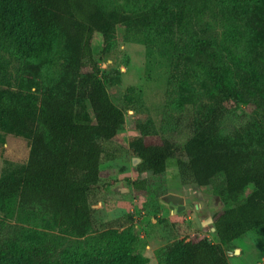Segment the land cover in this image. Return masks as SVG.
Wrapping results in <instances>:
<instances>
[{
	"label": "trees",
	"instance_id": "16d2710c",
	"mask_svg": "<svg viewBox=\"0 0 264 264\" xmlns=\"http://www.w3.org/2000/svg\"><path fill=\"white\" fill-rule=\"evenodd\" d=\"M197 1L187 0L175 17L179 28L197 34V57L202 60L195 71L205 78L202 87L196 86L204 92L176 122L190 138L183 145L156 139V123L149 119L137 123L140 135L131 136L129 146L142 159L143 178L146 172L164 174L168 160L176 158L185 180L211 185L222 178L219 194L227 199L236 201L253 185L246 199L213 214L218 242L209 237L178 240L164 252L166 264H230L227 249L235 239L249 232L264 239V64L228 47L224 54L208 29H194L191 9ZM175 22L168 18L164 26ZM115 24L96 0H0V39L18 55L41 63L52 60L58 40L67 50L61 77L41 83L39 99L0 90V107L12 129L33 138L40 148L28 164L0 179V205L16 201L23 210L38 206L77 237L95 229L94 205L106 199L111 186L101 175V163L111 155L101 139H111L126 127L125 111L113 101L94 58L95 34L108 39ZM84 66L91 69L81 72ZM231 102L253 106L254 118L226 134L222 123L233 112ZM145 180L132 181L134 188L143 190ZM102 236L104 244L56 258L36 243L0 244V264L144 263L134 245L119 239L115 231Z\"/></svg>",
	"mask_w": 264,
	"mask_h": 264
},
{
	"label": "rangeland",
	"instance_id": "374dc122",
	"mask_svg": "<svg viewBox=\"0 0 264 264\" xmlns=\"http://www.w3.org/2000/svg\"><path fill=\"white\" fill-rule=\"evenodd\" d=\"M96 1L116 24L108 39L102 33L95 34L94 58L113 101L125 111L126 127L111 139H101L111 150L101 163L102 178L111 186L106 199L94 205L95 229L77 237L70 228L59 227L52 215L38 206L23 210L13 201L5 207L0 205V244L36 243L48 248L49 257L56 258L104 244L102 234L112 230L119 239L134 245L144 258L143 264H166L164 252L175 241L209 237L218 242L213 214L243 201L254 187L250 184L236 201L227 199L219 194L222 178L211 185L185 180L176 158L168 160L164 174L146 172L144 178L141 176L142 159L133 155L129 146L130 137L140 135L137 123L153 120L158 130L156 139L169 138L183 145L190 138L176 122L204 92L196 89L205 83L203 74L195 71L202 60L197 57V34L179 28L175 18L187 0ZM191 11L194 29H208L218 38L221 52L227 54L228 47L243 58L264 64V0L244 4L198 0ZM171 17L175 24L165 27V20ZM66 54L58 40L53 59L41 63L18 55L0 39V90L34 94L39 99V85L61 77ZM90 69L84 66L81 72ZM84 105L94 121L89 102L84 100ZM229 107L233 112L222 123L226 134L254 118L253 106L231 102ZM39 150L33 138L15 133L0 107V179L28 164ZM141 179H146L145 188L137 191L132 181ZM170 193L183 196L186 207L178 210V205L172 206ZM227 250L231 264H264V239L251 232L235 239Z\"/></svg>",
	"mask_w": 264,
	"mask_h": 264
},
{
	"label": "water",
	"instance_id": "95a60500",
	"mask_svg": "<svg viewBox=\"0 0 264 264\" xmlns=\"http://www.w3.org/2000/svg\"><path fill=\"white\" fill-rule=\"evenodd\" d=\"M169 198L172 201V204H171L172 206L178 205V210H182V209H184L186 207L185 199H184L183 196L178 195V194L170 193L169 194ZM213 230L215 231L216 228L213 227ZM237 252H238V250H237Z\"/></svg>",
	"mask_w": 264,
	"mask_h": 264
},
{
	"label": "crops",
	"instance_id": "0c3cea01",
	"mask_svg": "<svg viewBox=\"0 0 264 264\" xmlns=\"http://www.w3.org/2000/svg\"><path fill=\"white\" fill-rule=\"evenodd\" d=\"M230 260V259H229ZM231 264V263H230Z\"/></svg>",
	"mask_w": 264,
	"mask_h": 264
}]
</instances>
